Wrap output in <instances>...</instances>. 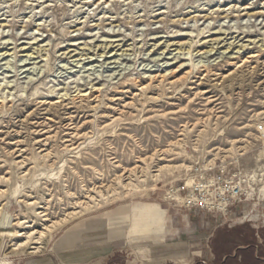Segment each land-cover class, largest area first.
Returning a JSON list of instances; mask_svg holds the SVG:
<instances>
[{
	"label": "rangeland",
	"instance_id": "374dc122",
	"mask_svg": "<svg viewBox=\"0 0 264 264\" xmlns=\"http://www.w3.org/2000/svg\"><path fill=\"white\" fill-rule=\"evenodd\" d=\"M205 164L243 192L211 224L264 229V0H0V264L210 243L164 210Z\"/></svg>",
	"mask_w": 264,
	"mask_h": 264
},
{
	"label": "crops",
	"instance_id": "0c3cea01",
	"mask_svg": "<svg viewBox=\"0 0 264 264\" xmlns=\"http://www.w3.org/2000/svg\"><path fill=\"white\" fill-rule=\"evenodd\" d=\"M131 209L140 217H151L158 211L157 205L145 203L131 207L129 212ZM164 210L167 217H192L197 219L199 228H211L212 231L208 232L210 243L206 242V237L194 232L192 243L173 242L169 247H157L155 253L149 251L136 254L130 259L129 256L128 259H118L117 252L123 246L110 245L91 252L87 259L82 258L83 264H133L134 261L140 262L138 264H264V229H251L240 224L222 230L221 225L211 224L210 217H214L213 215L198 209L183 208L172 212ZM223 233L226 234V239L222 241L220 238ZM71 238L72 234L65 232L55 241V246L68 249L72 243ZM71 257L75 258L76 255Z\"/></svg>",
	"mask_w": 264,
	"mask_h": 264
},
{
	"label": "built area",
	"instance_id": "2783aa9c",
	"mask_svg": "<svg viewBox=\"0 0 264 264\" xmlns=\"http://www.w3.org/2000/svg\"><path fill=\"white\" fill-rule=\"evenodd\" d=\"M259 129H262L261 125ZM192 171L195 174L191 184L184 196L180 198L183 208L198 209L214 217H221L231 211L228 206L232 207L241 201L243 194L241 188L216 175V167L205 164L203 167L195 166ZM208 172L212 173V176H206L205 173ZM242 217H248V215H242Z\"/></svg>",
	"mask_w": 264,
	"mask_h": 264
},
{
	"label": "bare ground",
	"instance_id": "6f19581e",
	"mask_svg": "<svg viewBox=\"0 0 264 264\" xmlns=\"http://www.w3.org/2000/svg\"><path fill=\"white\" fill-rule=\"evenodd\" d=\"M105 2V1H104ZM218 39L216 38V39H214V43H219L218 41H217ZM113 41H117V40H113ZM172 44V43H171ZM178 43H174V44H172V45H176V48H174L173 50H176V49H178V51H179V49H182V47L181 46H183V44H179V45H177ZM172 45H170V46H172ZM231 45V44H230ZM230 45H228L227 47H226V49L224 50V52L226 51V50H228L229 48H230ZM168 46V45H167ZM211 46V45H210ZM106 46L104 45V48H105ZM217 47V46H216ZM245 47V45H242V44H240V46L238 47V49L237 50H239L240 48H244ZM198 52H199V50H198ZM217 52V48H216V50H214V47H213V44H212V46L209 48V50H205V51H202V52H199L201 55H205V54H207V55H210V56H212V55H214L215 53ZM223 52V53H224ZM102 53V52H101ZM187 53H190L189 52V50H188V52ZM209 53V54H208ZM210 53H212V54H210ZM122 54V53H121ZM120 54V55H121ZM255 54V53H254ZM115 55V54H114ZM249 57H252V56H247L246 58H244V62H247L248 61V58ZM242 61V60H241ZM243 62V61H242ZM181 66V65H180ZM202 71H204L205 73H207V72H209L210 71V69H209V66H206V65H202ZM172 72H170L169 74H171ZM156 76H154L153 78H155ZM159 77H161V80L163 79V77H164V75H162V76H160L159 75ZM160 81V80H159ZM142 88H144V86H142ZM83 95H86V94H83ZM56 102H58V101H56ZM67 110H69V109H67ZM35 111V110H34ZM35 113V112H34ZM34 113L32 114V115H34ZM38 113V112H37ZM31 115V114H30ZM31 115V116H32ZM37 117V116H36ZM71 117L72 116H70L69 115V117L67 118V119H69V121L71 120ZM73 118V117H72ZM39 119V118H38ZM46 119H48V118H46ZM41 123H42V121H41ZM48 154V153H47ZM77 204V203H76ZM81 204V203H80ZM39 212V211H38ZM42 212V211H41ZM76 212L77 211H75V210H73V211H70V212H68V213H66L65 214V217H69V216H71V215H74V214H76ZM2 214V213H1ZM42 214V213H41ZM4 215V214H3ZM40 215V214H39ZM19 223V222H18ZM59 224V221H53V222H51L48 226H46V227H44L43 228V230H41V231H39L38 232V236H37V238H36V241H35V243L36 244H40V239H41V237L45 234V231L46 230H49L50 229V227H53L54 225H56V224ZM13 225H16L15 224V222H14V224ZM0 227H3V228H10L11 227V223H10V221H8V222H6V223H1V226ZM28 227V226H27ZM15 237L16 236H19V235H21V234H19L17 231H15ZM27 237V236H26ZM21 245V244H20Z\"/></svg>",
	"mask_w": 264,
	"mask_h": 264
}]
</instances>
